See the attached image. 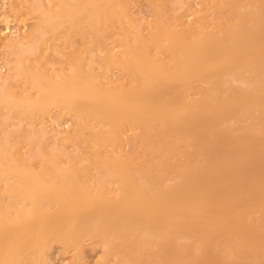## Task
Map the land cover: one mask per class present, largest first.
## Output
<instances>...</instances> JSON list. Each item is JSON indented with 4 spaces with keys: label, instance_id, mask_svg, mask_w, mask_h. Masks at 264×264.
<instances>
[{
    "label": "bare ground",
    "instance_id": "bare-ground-1",
    "mask_svg": "<svg viewBox=\"0 0 264 264\" xmlns=\"http://www.w3.org/2000/svg\"><path fill=\"white\" fill-rule=\"evenodd\" d=\"M123 1L56 0V12L34 5L41 13L30 39L7 42L17 51L14 70L36 93L18 97L2 89L7 79L0 77L8 117L55 106L94 141L136 132L129 139L135 157L94 163L95 177L58 167L39 142L31 156L39 170L0 144V264H37L49 242L80 252L85 239L116 264H245L248 256L264 264V0H222L216 11L236 22L195 40L156 21L167 65L130 46L123 60H103L132 75L134 86L101 89L78 68L54 82L23 66L64 24L68 33L105 34L104 23L123 15ZM82 15L85 31L77 24ZM247 116L250 123L236 130L226 125ZM86 120L103 121L107 132L90 130Z\"/></svg>",
    "mask_w": 264,
    "mask_h": 264
},
{
    "label": "rangeland",
    "instance_id": "rangeland-1",
    "mask_svg": "<svg viewBox=\"0 0 264 264\" xmlns=\"http://www.w3.org/2000/svg\"><path fill=\"white\" fill-rule=\"evenodd\" d=\"M221 3L222 0H124L123 15L117 11L104 23L105 34L95 37L86 32L79 34L71 30L68 33V26L64 24L43 38L34 56L23 57V66L30 72L39 73L43 79L54 82H58L61 77L71 76L74 69L78 68L82 74H89L94 84L101 89L134 86L136 83L132 75L121 71L115 64L105 66L103 60L108 54L116 62L123 60L128 46L142 48L167 65L171 58L166 51L161 50L165 42L154 39V23L161 21L170 31L177 30L189 40H195L204 32L218 33L220 29L229 28L236 22L234 16L216 11L217 5ZM34 5L44 12H56L57 9L56 0H0V77L7 79L2 89L18 97L31 94L35 98L36 93L26 75L14 70L18 60L17 51L6 45L15 38L23 39L24 42L30 39L39 20L38 13H41L33 11ZM247 9L244 3L238 7L240 12ZM86 23V15L78 18L77 24L84 31ZM5 53L10 55L4 56ZM172 85L163 88L169 91L168 88L174 89ZM233 86L239 84L233 83ZM188 94V98L195 96L190 92ZM9 111L0 105V144L7 143L14 159L29 164L35 170H39L42 164L38 159L32 160L31 156L40 143L46 153L57 155L58 167L83 169L94 177L97 174L94 163L135 157L129 140L135 130L124 132L113 143L94 141L89 131L77 134V121L68 114H62L58 107L51 106L47 114L37 115L28 113L8 117ZM85 123L90 126V130L103 136L107 132L103 121L86 120ZM249 123L247 116L241 122L231 120L226 125L230 130H236ZM109 189H113V186ZM106 261L103 248L91 239L82 242L80 252L64 248L57 242H49L40 250L37 258V264H116L117 259L112 257ZM251 263V257L248 256L245 264Z\"/></svg>",
    "mask_w": 264,
    "mask_h": 264
}]
</instances>
